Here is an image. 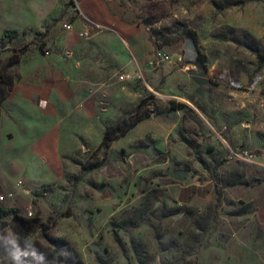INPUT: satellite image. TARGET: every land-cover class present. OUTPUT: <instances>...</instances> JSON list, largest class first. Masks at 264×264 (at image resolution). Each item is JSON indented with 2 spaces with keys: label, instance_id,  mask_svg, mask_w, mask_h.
I'll return each mask as SVG.
<instances>
[{
  "label": "rangeland",
  "instance_id": "1",
  "mask_svg": "<svg viewBox=\"0 0 264 264\" xmlns=\"http://www.w3.org/2000/svg\"><path fill=\"white\" fill-rule=\"evenodd\" d=\"M115 1L145 25L154 46L170 55L176 69L184 68L191 79L205 77L214 88L213 95L239 96L258 81L264 90V64L257 67L255 53L264 54V0ZM75 13L72 0H0V46L8 39L3 36L8 29L25 38L18 45L13 39L10 47L0 48V93L12 87L22 60L36 52L49 53L52 47L46 41L64 32L63 24ZM163 78L160 75L157 80ZM145 80H149L146 74ZM169 100L165 105L146 92L138 114L132 116L130 110L125 115L127 123L169 109ZM182 110L184 121L177 138L184 143L171 148L172 165L132 159L127 149L102 145L78 152L74 169H67L61 180L30 183L19 172L6 176V182L0 180V204L19 210V216L0 215V264H6L4 253L12 239L21 248L32 241L49 264H203L202 247L208 237L187 222L177 221L169 230V218H177L184 208L164 186V176L183 169L192 176L200 170L213 175L218 166L212 162L215 145L205 139L202 146L200 138L215 136L223 144L219 137L223 132L216 136L211 128L214 108L198 105ZM121 143L122 139L117 140L113 148ZM231 160L234 170L259 172L264 181L263 169ZM173 210L177 212L171 215ZM142 214L144 219L136 227L118 226L122 219ZM205 220L199 227H209Z\"/></svg>",
  "mask_w": 264,
  "mask_h": 264
},
{
  "label": "crops",
  "instance_id": "2",
  "mask_svg": "<svg viewBox=\"0 0 264 264\" xmlns=\"http://www.w3.org/2000/svg\"><path fill=\"white\" fill-rule=\"evenodd\" d=\"M79 7L83 18L72 16L70 30L46 41L52 47L46 56L36 52L21 61L19 76L2 100L1 181L6 182L13 172L30 183L61 180L67 169H74L73 158L78 152L98 147L106 125L128 115L146 92L159 101L175 99L184 105L151 112L116 137L112 149H127L130 158L153 159L161 167L172 165L171 148L184 143L183 138L179 140L182 108L199 105L215 109L211 128L216 136L223 132L221 136L231 146L256 151L258 161L251 165L264 170L261 82L250 85L242 95L219 98L205 77L191 79L184 68L176 69L171 59L162 66L161 62L148 65L156 46L145 25L123 5L115 0H79ZM90 21L100 28L89 27ZM87 28L91 35L81 37L79 33ZM137 67L149 76L146 84L119 78ZM160 75L165 78L157 80ZM217 138H200L215 145L217 155L212 162L218 164L216 177L202 170L192 176L186 169L164 176V186L184 208L178 219L169 218V230L177 221L187 222L210 238L202 247L203 264H264V181L259 172L234 170L233 160ZM120 139V148H113ZM159 152H166V157ZM235 177L246 183L230 184L229 179ZM206 218L209 227H199Z\"/></svg>",
  "mask_w": 264,
  "mask_h": 264
},
{
  "label": "trees",
  "instance_id": "3",
  "mask_svg": "<svg viewBox=\"0 0 264 264\" xmlns=\"http://www.w3.org/2000/svg\"><path fill=\"white\" fill-rule=\"evenodd\" d=\"M26 31H23V34H26ZM3 36H8V38L10 40H15L16 38H18V31L15 29H8L3 31ZM18 45V44H16ZM256 50V49H255ZM257 57H258V68L262 67L264 64V54H261L260 52H258V50L255 51ZM10 90V89H9ZM8 90V91H9ZM7 92H3L0 93V111H1V103L2 100L4 99V97L6 96ZM141 103V102H140ZM140 103L138 104V106L135 107L136 110H132L134 111L132 116H135L136 114H138V107L140 105ZM184 104L181 102H175L174 100H169V108L170 109H177L182 107ZM130 116V115H129ZM148 116V115H146ZM145 117V116H144ZM141 119H143V117H141ZM140 118L136 119L135 121H132L130 124H128V117L123 116L122 118H120L117 122H115L114 124H110V125H106L104 133H103V139L102 142L99 146H106V147H110L111 146V142L118 136L123 135L126 133V131L131 128L134 124H136L138 121L141 120ZM198 156V154H196ZM89 169V168H88ZM213 176L216 177L217 176V172L213 171ZM243 179L241 177H238V180H233L231 182H229L230 184H234V183H246L242 181ZM219 194V192H218ZM218 199H219V195H218ZM174 211V210H173ZM177 211L175 210L172 214L176 213ZM13 214L15 216H19V210L15 207H10V208H5L0 204V215L1 216H6V215H10ZM170 215V214H169ZM144 219V214L140 215V216H132V217H127L124 218L120 221V223L118 224V226L124 230H127L131 227H136L139 222L141 220Z\"/></svg>",
  "mask_w": 264,
  "mask_h": 264
},
{
  "label": "built area",
  "instance_id": "4",
  "mask_svg": "<svg viewBox=\"0 0 264 264\" xmlns=\"http://www.w3.org/2000/svg\"><path fill=\"white\" fill-rule=\"evenodd\" d=\"M72 6H73L74 11L76 12L74 16L83 18L84 15L82 11L80 10L79 0H72ZM63 26L66 30H70L72 28L71 22H66L63 24ZM92 26H94V28H100V25L90 21L89 27H92ZM90 30H91L90 28H87L86 30L81 31L79 34L81 37L89 38V36L91 35ZM5 43H8V45L5 48L10 47L11 41L9 38L6 40ZM170 59L171 57L168 53L162 51L159 48H156L154 51V56L152 59L149 60L148 65L153 66V65L159 64L160 62L169 61ZM119 78L120 79H133L136 81L143 82V84H146L145 72L141 67H137L133 73H122L119 75ZM219 137L221 138L224 144V147L227 151V157L229 159H235V160L242 161L245 163H254L258 161L259 154L256 151L250 148H247V147L235 148L231 146L227 142V140L223 138V136L219 135Z\"/></svg>",
  "mask_w": 264,
  "mask_h": 264
},
{
  "label": "clouds",
  "instance_id": "5",
  "mask_svg": "<svg viewBox=\"0 0 264 264\" xmlns=\"http://www.w3.org/2000/svg\"><path fill=\"white\" fill-rule=\"evenodd\" d=\"M10 243L11 247L4 253L6 264H49L45 254L36 249L32 241H26L23 248L15 239Z\"/></svg>",
  "mask_w": 264,
  "mask_h": 264
},
{
  "label": "water",
  "instance_id": "6",
  "mask_svg": "<svg viewBox=\"0 0 264 264\" xmlns=\"http://www.w3.org/2000/svg\"><path fill=\"white\" fill-rule=\"evenodd\" d=\"M24 37H18L15 39V44H20L22 41H24ZM8 45V43H4L0 46V48H5Z\"/></svg>",
  "mask_w": 264,
  "mask_h": 264
}]
</instances>
